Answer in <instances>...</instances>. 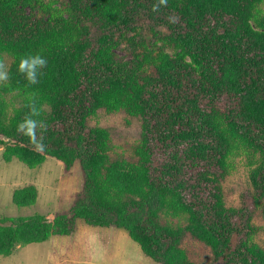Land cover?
I'll return each mask as SVG.
<instances>
[{
  "label": "trees",
  "instance_id": "trees-1",
  "mask_svg": "<svg viewBox=\"0 0 264 264\" xmlns=\"http://www.w3.org/2000/svg\"><path fill=\"white\" fill-rule=\"evenodd\" d=\"M57 1L65 7L0 0V58H13L8 85L0 87V139H9L7 161H79L84 190L73 217L56 214L53 224L38 213L1 219L0 255L71 234L83 219L126 230L159 264H194L182 248L183 231L157 220L172 200L213 245V264H264L262 250L249 243V211L227 208L221 186L230 154L243 144L263 160L252 176L264 189V22L256 13L262 0H168L157 12L155 0ZM36 5L45 14L34 13ZM122 40L129 60L118 59ZM36 53L48 63L29 84L18 64ZM13 91L29 98L7 118L3 95ZM32 101L35 118L47 125L39 133L44 151L17 130ZM119 107L143 120L139 163L111 161L108 131L88 124L99 109ZM36 199L34 187L13 197L20 207Z\"/></svg>",
  "mask_w": 264,
  "mask_h": 264
},
{
  "label": "rangeland",
  "instance_id": "rangeland-1",
  "mask_svg": "<svg viewBox=\"0 0 264 264\" xmlns=\"http://www.w3.org/2000/svg\"><path fill=\"white\" fill-rule=\"evenodd\" d=\"M54 8L65 7L57 0H43ZM34 13L43 15V7L36 5ZM31 12L29 8L27 10ZM257 17L264 22V0L259 4ZM120 61L133 57L126 41H121L116 49ZM6 70L12 66L9 53L1 55ZM8 80L0 82L1 89ZM20 91L3 95L6 102L7 118L14 116L26 99ZM46 113L50 109L45 106ZM9 121V120H8ZM92 128H104L110 136V160L139 163L138 149L143 136V120L131 115L124 107L115 110L101 108L88 119ZM9 139H0V220L3 218L30 217L36 213L44 215L53 224L56 214L73 217V208L84 190V173L79 161L72 159L67 166L54 157H46L41 163L31 166L18 157L10 161L4 158ZM228 172L221 180L223 201L227 208L249 211L251 245L264 253V189L259 192L260 181H254L253 172L263 162L258 154L252 158V149L240 144L229 156ZM26 187L37 191L36 201L25 207L16 205L14 193ZM125 195H123L124 197ZM169 200L159 211L158 222L175 231H183L182 248L187 259L194 264H213L215 249L202 239L194 229L191 215L176 211ZM194 232V233H193ZM196 237H195V236ZM198 236V237H197ZM0 264H159L143 252L126 230L117 227H101L88 224L83 219L76 220L73 233L53 235L47 241L20 244L8 255H0Z\"/></svg>",
  "mask_w": 264,
  "mask_h": 264
},
{
  "label": "clouds",
  "instance_id": "clouds-1",
  "mask_svg": "<svg viewBox=\"0 0 264 264\" xmlns=\"http://www.w3.org/2000/svg\"><path fill=\"white\" fill-rule=\"evenodd\" d=\"M168 0H155L152 4V11L157 12L162 6L167 5ZM168 21L170 23H177L178 18L173 15L168 16ZM48 60L45 56L40 53L29 54L22 56L19 60L18 71L22 73L29 84H37L40 77L44 74ZM9 72L6 70L2 61H0V82L7 81L9 79ZM39 110L35 105V101L30 104V114L26 115L25 118L18 123L17 130L27 135L30 141L34 145L37 151H44L46 145L43 140L42 133L47 125L46 123L38 118Z\"/></svg>",
  "mask_w": 264,
  "mask_h": 264
}]
</instances>
